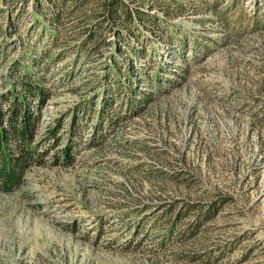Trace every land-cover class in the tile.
Returning a JSON list of instances; mask_svg holds the SVG:
<instances>
[{
    "label": "rangeland",
    "instance_id": "rangeland-1",
    "mask_svg": "<svg viewBox=\"0 0 264 264\" xmlns=\"http://www.w3.org/2000/svg\"><path fill=\"white\" fill-rule=\"evenodd\" d=\"M110 1L0 0L2 114L47 90L0 264H264V0H120L154 18L130 31Z\"/></svg>",
    "mask_w": 264,
    "mask_h": 264
},
{
    "label": "trees",
    "instance_id": "trees-1",
    "mask_svg": "<svg viewBox=\"0 0 264 264\" xmlns=\"http://www.w3.org/2000/svg\"><path fill=\"white\" fill-rule=\"evenodd\" d=\"M116 1L118 4H116ZM102 10L103 14L101 18L104 20L103 22L106 21L110 24L118 22L119 24L124 25L126 30L132 28L131 26H136V24L137 26H148L154 21L152 16L144 15L142 12H138L137 10L133 12L127 5L122 4L120 0H112L108 3H103ZM109 30H113V34H116V43H120V41H122V44L125 47L128 45L129 38L127 35H129V32H126L124 35V32H120L119 29L110 27ZM131 33L132 32H130V34ZM122 35H124L125 38H123ZM104 44L109 45V42ZM136 51L138 53H142L144 50H134V53H136ZM207 52L208 50L206 49L205 56L207 55ZM120 73L119 74L122 75L121 78L126 80L128 83L127 91H131L135 97L136 94L132 90L133 83H131V81L127 78V74H122V72ZM18 85L19 93L16 92V96L12 99L11 104H9L10 107L8 108L9 110H7L8 114L6 117L2 114V110L0 109V184H3L2 182L6 180L7 182H18L23 172L30 167L32 161L34 162V159L44 155V152H42V155L38 153V150L34 146L33 142L39 121V112L44 106L43 101L47 98V90L45 91L40 86L32 85L31 82H26L25 80L20 82ZM140 93H138V95ZM147 98H142L141 101H145ZM106 102L107 101L104 100L103 109L100 115L101 119H103L105 109H107ZM130 102L133 101H129V103ZM31 103H34L35 105L36 115H34V112L30 110L33 108V106L30 107ZM98 128L95 127L96 131ZM68 148L61 152V159L64 161L65 165L72 162ZM5 189L9 190L10 188L5 187ZM223 203L224 202L222 200H217L206 205L205 210H202L200 214L198 212V220L202 224L212 220L213 216L219 211L221 204Z\"/></svg>",
    "mask_w": 264,
    "mask_h": 264
}]
</instances>
